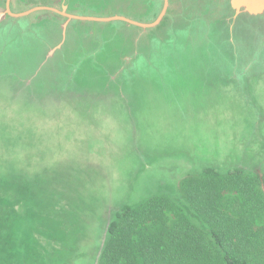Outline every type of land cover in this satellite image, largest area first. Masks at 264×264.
<instances>
[{"label":"rangeland","instance_id":"obj_1","mask_svg":"<svg viewBox=\"0 0 264 264\" xmlns=\"http://www.w3.org/2000/svg\"><path fill=\"white\" fill-rule=\"evenodd\" d=\"M165 1L0 0V264H98L124 205L206 166L264 173V11L69 17L152 24Z\"/></svg>","mask_w":264,"mask_h":264},{"label":"trees","instance_id":"obj_2","mask_svg":"<svg viewBox=\"0 0 264 264\" xmlns=\"http://www.w3.org/2000/svg\"><path fill=\"white\" fill-rule=\"evenodd\" d=\"M180 186L124 205L98 264H264V173L206 166Z\"/></svg>","mask_w":264,"mask_h":264},{"label":"water","instance_id":"obj_3","mask_svg":"<svg viewBox=\"0 0 264 264\" xmlns=\"http://www.w3.org/2000/svg\"><path fill=\"white\" fill-rule=\"evenodd\" d=\"M231 5L237 11H239V9L241 7H244L245 11L249 12L251 14L262 13L264 11V0H231ZM167 8H168V0L165 1L164 8H163L161 14L157 18V20L154 23H152V24H142L140 22L131 20V19L126 18L124 16H115V17H112V18H103V19L94 18V17H79V16H72V15H69V17L78 18V19H92V20H113V19H118V20H124V21H126V22H128L130 24H134V25H137V26L147 27V26H152L153 24L160 23L161 20L163 19L164 15L167 12ZM37 9L55 10L54 8H51V7L40 6V7L33 8V9L27 11V12H24V13H21V14H16V15L29 14L31 11H34V10H37ZM7 12H9L8 9H7ZM12 15H14V14H12Z\"/></svg>","mask_w":264,"mask_h":264},{"label":"crops","instance_id":"obj_4","mask_svg":"<svg viewBox=\"0 0 264 264\" xmlns=\"http://www.w3.org/2000/svg\"><path fill=\"white\" fill-rule=\"evenodd\" d=\"M12 15V14H11Z\"/></svg>","mask_w":264,"mask_h":264}]
</instances>
